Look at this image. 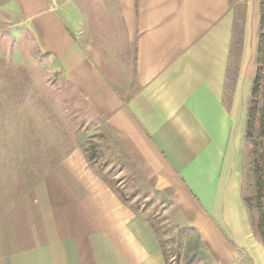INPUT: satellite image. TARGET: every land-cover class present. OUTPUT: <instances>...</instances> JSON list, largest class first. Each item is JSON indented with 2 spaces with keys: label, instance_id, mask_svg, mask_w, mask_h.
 <instances>
[{
  "label": "crops",
  "instance_id": "crops-1",
  "mask_svg": "<svg viewBox=\"0 0 264 264\" xmlns=\"http://www.w3.org/2000/svg\"><path fill=\"white\" fill-rule=\"evenodd\" d=\"M20 4L38 51L78 86L129 162L162 176L158 184L175 178L183 186L193 210L187 227L207 249L264 264L249 208L225 184L232 125L246 119L255 74L239 75L224 106L233 40L228 0ZM81 160L63 165L69 181L45 176L32 200L23 198L0 220V264H166L148 221ZM220 181L221 199L217 192L211 199Z\"/></svg>",
  "mask_w": 264,
  "mask_h": 264
},
{
  "label": "rangeland",
  "instance_id": "rangeland-1",
  "mask_svg": "<svg viewBox=\"0 0 264 264\" xmlns=\"http://www.w3.org/2000/svg\"><path fill=\"white\" fill-rule=\"evenodd\" d=\"M52 1L60 6L65 0ZM20 3L0 0V220L23 198L32 200L33 186L45 176L58 174L69 181L63 165H78V156L81 165L104 181L123 205L148 221L166 264H241L234 253L211 252L187 227L193 210L178 180L165 178L158 184L162 176L142 174L129 162L78 86L55 60L38 51ZM228 6L234 36L223 98L227 108L239 75L247 76L251 68L256 73L264 0H228ZM254 78L255 74L247 110ZM246 122L247 114L240 124L232 125L236 134L229 142L233 154L225 184L235 186L242 200L252 201L250 222L261 241L257 227L264 218V191L258 204L250 170L253 145L263 156L264 140L255 124L253 140L243 142ZM261 170L264 181V161ZM224 186L222 181L215 183L211 199H221Z\"/></svg>",
  "mask_w": 264,
  "mask_h": 264
},
{
  "label": "trees",
  "instance_id": "trees-1",
  "mask_svg": "<svg viewBox=\"0 0 264 264\" xmlns=\"http://www.w3.org/2000/svg\"><path fill=\"white\" fill-rule=\"evenodd\" d=\"M260 36L257 48L256 73L252 83L251 101L247 110V122L245 141L251 143L254 137L255 124H257L258 137L264 140V15L260 20ZM234 36V29H233ZM232 48V47H231ZM257 144L253 145V149H258ZM263 156L259 157L258 152H252L251 174L254 176V189L256 190L257 203H260V198L264 191V181L261 177V162L264 161V142L261 144ZM245 205L250 209L251 200L244 201ZM257 231L264 244V218L259 221Z\"/></svg>",
  "mask_w": 264,
  "mask_h": 264
}]
</instances>
